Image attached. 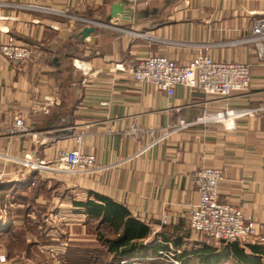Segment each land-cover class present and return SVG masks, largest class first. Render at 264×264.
I'll list each match as a JSON object with an SVG mask.
<instances>
[{
  "label": "crops",
  "instance_id": "1",
  "mask_svg": "<svg viewBox=\"0 0 264 264\" xmlns=\"http://www.w3.org/2000/svg\"><path fill=\"white\" fill-rule=\"evenodd\" d=\"M112 1L0 0V43L11 36L33 49L23 65L0 52V254L6 258L0 264H64L69 246L80 241L105 248L92 230L84 242L68 230L80 225L89 230L99 222L74 205L93 193L121 204L148 227L144 249L122 264H170L156 245H167L161 250L168 243L178 250L203 245L186 218L199 198L192 173L203 167L223 169L219 201L241 207L264 236V60L252 45L238 41L264 16V0H129L130 21L112 17V25L98 23L80 41L83 24L104 21ZM199 52L216 61L247 63L248 89L228 99L182 84L168 93L113 69L117 62L158 54L185 63ZM226 105L256 112L237 119L230 131L218 122L172 131L180 119L195 121L204 108ZM16 114L30 133L9 136ZM132 128L139 138L127 132ZM74 147L94 155V170H29L21 161L29 157L54 167L62 151ZM15 239L55 245L48 244L46 253L29 246L18 261L5 248ZM251 244L264 250V242ZM32 255L37 259L30 260Z\"/></svg>",
  "mask_w": 264,
  "mask_h": 264
},
{
  "label": "built area",
  "instance_id": "2",
  "mask_svg": "<svg viewBox=\"0 0 264 264\" xmlns=\"http://www.w3.org/2000/svg\"><path fill=\"white\" fill-rule=\"evenodd\" d=\"M146 3V1H145ZM239 42L252 45L260 60H264V16L256 19L249 35L238 39ZM0 52L15 65H23L33 55V49L25 43L17 42L9 36L5 42L0 43ZM113 69L127 73L139 83H149L166 92H171L177 84L192 89H199L205 95L214 98L228 99L234 91H246L250 84L249 66L241 61H216L210 56L197 53L185 63L176 62L166 55H148L130 61L126 65L117 62ZM36 105H41L39 102ZM102 104H108L102 101ZM44 110L46 107L41 105ZM256 109L243 107L231 108L227 105L217 111L204 108L195 121L180 119L173 130L185 129L195 123L207 124L221 123L224 130L235 128L237 119L252 116ZM9 136L30 133L24 118L16 114L12 125L7 129ZM133 137L139 138L140 131L132 128L127 131ZM164 131L162 136L167 135ZM76 142L82 139L81 133L76 134ZM24 168L29 170L55 169L68 173H83L94 170L95 157L92 153L83 152L78 147L62 151L55 166L49 162L35 161L29 157L21 160ZM223 178V169L220 167H203L192 173V181L198 192V202L187 213L189 227L200 233L206 244L218 245L221 241H236L241 246L246 243H262L264 236L257 232L254 219L243 213L241 207L221 203L218 195V184ZM2 174L0 173V181ZM166 222V217L162 218ZM66 245V243H61ZM160 250V258L170 264H178L174 256L179 252L172 247ZM6 260L0 254V262Z\"/></svg>",
  "mask_w": 264,
  "mask_h": 264
},
{
  "label": "trees",
  "instance_id": "3",
  "mask_svg": "<svg viewBox=\"0 0 264 264\" xmlns=\"http://www.w3.org/2000/svg\"><path fill=\"white\" fill-rule=\"evenodd\" d=\"M93 196L92 199L75 200L74 205L99 218L96 226L90 225L89 230L105 248L99 247L98 243L90 247L80 242L72 243L68 248L72 252L62 257L64 264H122L134 250L144 249L142 240L148 234V227L131 216L121 204L101 194L93 193ZM102 224L106 226L101 228ZM172 244L178 246L176 242ZM202 244L198 249H180L175 260L190 264L194 257L198 264H264V250L258 244L241 246L236 241H221L211 246L204 240ZM165 247L167 245L158 244L156 251Z\"/></svg>",
  "mask_w": 264,
  "mask_h": 264
},
{
  "label": "rangeland",
  "instance_id": "4",
  "mask_svg": "<svg viewBox=\"0 0 264 264\" xmlns=\"http://www.w3.org/2000/svg\"><path fill=\"white\" fill-rule=\"evenodd\" d=\"M75 19V18H74ZM92 21H94V22H96V20H92ZM101 22V21H100ZM104 25H109V23H104V22H102ZM102 23H100V24H102ZM111 23V22H110ZM110 25H112V23L110 24ZM42 229V228H41ZM62 231H65V228L64 227H61L60 228ZM27 230V229H26ZM68 230H69V232H72L71 234H72V236H74V238L75 237H80L81 239H82V241L84 242V241H87L86 239H88L89 238V235L91 234L90 233V230H88V228L87 227H85V226H73L72 227V229H70V227L68 228ZM22 234H20V236H21ZM74 242L76 241V240H73ZM1 242V241H0ZM65 241L62 239V241H60L59 242V245L61 246V247H64V244H61V243H64ZM81 242V241H80ZM82 243V242H81ZM1 244V243H0ZM27 243H24L23 241L21 242L20 240H17V239H15V241H13V242H8L7 244H6V249L9 251V252H14L15 254L17 253L18 255L16 256V257H19L18 258V261L21 259L20 257H22V253H23V251H26L27 252V249L29 248V246H30V250L31 251H34V253L36 252H40L41 251V253L42 252H44V253H46V248L49 246L48 244H53V243H49V242H29L27 245H26ZM53 245H55V244H53ZM5 246V245H4ZM37 246H40L41 247V249H43V250H39L38 248H37ZM38 252V253H39ZM32 253V252H31ZM36 256L38 255L39 256V254H35ZM35 255H32V259H30V260H36L37 259V257L35 256ZM41 256V255H40ZM21 261H22V259H21ZM39 261L37 260V263H38Z\"/></svg>",
  "mask_w": 264,
  "mask_h": 264
},
{
  "label": "water",
  "instance_id": "5",
  "mask_svg": "<svg viewBox=\"0 0 264 264\" xmlns=\"http://www.w3.org/2000/svg\"><path fill=\"white\" fill-rule=\"evenodd\" d=\"M133 2L129 0H113L110 3V13L104 19V21H87V24L82 28V30L77 34L80 41L84 40V38L88 37L91 33L95 32L96 24L98 23H109L111 24L112 17L119 16L121 21L128 22L133 17ZM103 24V23H102ZM56 60V58H53Z\"/></svg>",
  "mask_w": 264,
  "mask_h": 264
}]
</instances>
